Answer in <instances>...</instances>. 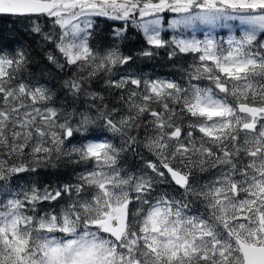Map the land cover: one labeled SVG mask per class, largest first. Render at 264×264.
Segmentation results:
<instances>
[{
  "label": "snow or ice",
  "instance_id": "obj_1",
  "mask_svg": "<svg viewBox=\"0 0 264 264\" xmlns=\"http://www.w3.org/2000/svg\"><path fill=\"white\" fill-rule=\"evenodd\" d=\"M0 17V264H264V0Z\"/></svg>",
  "mask_w": 264,
  "mask_h": 264
},
{
  "label": "trees",
  "instance_id": "obj_2",
  "mask_svg": "<svg viewBox=\"0 0 264 264\" xmlns=\"http://www.w3.org/2000/svg\"><path fill=\"white\" fill-rule=\"evenodd\" d=\"M15 18L13 17H0V26L11 29L13 27L12 23L10 22ZM19 27V25H17ZM23 30V29H21ZM142 41L139 38H135L130 42V47H139ZM187 60H191V57H187ZM136 68H140L143 70L145 74L148 75H159L161 77H167L170 76V74H176L177 77L181 75L178 67L174 66L172 62L168 61L166 54L161 50L160 55L152 58V59H146V58H138L136 61V64L133 66L131 70L135 71ZM127 160L129 163H135L139 165L140 160L139 157H134L131 153L128 154ZM70 170V169H69ZM206 179L210 178L205 174ZM46 182L48 180L54 179V176L47 175L42 177Z\"/></svg>",
  "mask_w": 264,
  "mask_h": 264
},
{
  "label": "rangeland",
  "instance_id": "obj_3",
  "mask_svg": "<svg viewBox=\"0 0 264 264\" xmlns=\"http://www.w3.org/2000/svg\"><path fill=\"white\" fill-rule=\"evenodd\" d=\"M222 35H226V33H222Z\"/></svg>",
  "mask_w": 264,
  "mask_h": 264
}]
</instances>
